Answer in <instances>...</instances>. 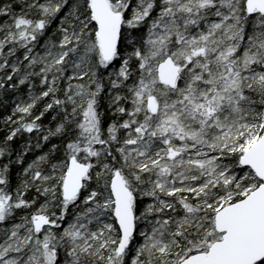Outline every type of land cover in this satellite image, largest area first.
Returning <instances> with one entry per match:
<instances>
[{
    "label": "snow or ice",
    "instance_id": "snow-or-ice-1",
    "mask_svg": "<svg viewBox=\"0 0 264 264\" xmlns=\"http://www.w3.org/2000/svg\"><path fill=\"white\" fill-rule=\"evenodd\" d=\"M0 264H264V0H0Z\"/></svg>",
    "mask_w": 264,
    "mask_h": 264
}]
</instances>
